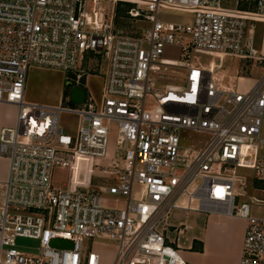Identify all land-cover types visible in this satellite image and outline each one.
Segmentation results:
<instances>
[{"label":"built area","instance_id":"built-area-1","mask_svg":"<svg viewBox=\"0 0 264 264\" xmlns=\"http://www.w3.org/2000/svg\"><path fill=\"white\" fill-rule=\"evenodd\" d=\"M103 1L112 2L110 11ZM231 1L0 0V102L17 108L15 123L0 129L8 162L0 179V264H105V249L86 244L96 238L116 244L109 264H189L166 240L176 209L243 218L240 264H264V214L252 212L264 197L250 196L251 188L264 193V72L245 89L224 84L215 65L192 61L198 51L264 69V34L260 49L255 40L264 0ZM119 3L130 4L121 16ZM163 9L191 20L164 21ZM124 17L149 26L129 34L120 27ZM171 46L180 59L165 57ZM90 53L107 60L100 104L91 97L74 107L26 102L32 65L62 68L85 89ZM169 67L184 69V84L166 81ZM63 111L77 115L76 134L61 126ZM185 131L207 139L185 146ZM86 156L93 164L75 170ZM54 167L70 170L63 187L52 184ZM105 194L124 206H105ZM20 237L38 240L37 252L22 250ZM56 238L72 247L52 246Z\"/></svg>","mask_w":264,"mask_h":264},{"label":"rangeland","instance_id":"rangeland-1","mask_svg":"<svg viewBox=\"0 0 264 264\" xmlns=\"http://www.w3.org/2000/svg\"><path fill=\"white\" fill-rule=\"evenodd\" d=\"M231 6H234V0L231 1ZM102 5L105 6L109 11L112 8L113 4L110 1H103ZM229 5V4H227ZM247 4L245 5V7ZM117 14L121 16L124 12L130 7L128 3H119L117 6ZM191 14L176 11L171 9H163L159 12V17L164 21L169 22H186L191 20ZM120 27L129 33V34H139L144 28L149 26V23L141 21V20H132L128 17H124L121 19ZM250 23V22H249ZM248 23V24H249ZM256 48L260 49L261 45V37L264 34V24L256 23ZM165 57L171 58L173 60L180 59V50L178 47H167L165 50ZM192 61L194 62H202L206 66L213 67L215 65V69L218 73V77H222V82L226 85H231L240 88H251L254 82L263 74L264 69L258 65L257 63L250 62L241 57H236L233 55H228L223 59L203 52L194 51L192 53ZM97 65H94V72H92V76L90 78L91 88L101 97V91L103 89L105 74H106V66L107 60L98 56L95 61ZM220 66V67H219ZM219 67V68H217ZM91 71V70H90ZM168 75L167 82H175L184 84V69L179 67H169V70L166 72ZM30 77V78H29ZM28 82L26 83V94L25 100L28 103L33 104H42L48 106H58L60 105L61 95L67 87V72L59 67L53 66H38L32 65L30 67ZM242 77V78H239ZM181 81V82H180ZM66 105L74 107L75 103L70 102L66 103ZM60 124L63 127L65 133L74 135L76 134L78 118L77 115L71 112L63 111L60 115ZM184 141L182 142L185 146H191L192 144H200L204 142L207 137L205 134L197 133L193 131H185L183 132ZM117 130L116 127L113 126L109 138V155L113 154L114 145L116 141ZM262 137L264 138V122L262 127ZM264 157V146L261 149V155ZM181 161H184L181 159ZM103 164H108L109 161L104 159L101 161ZM93 164V159L90 156L82 157L80 159V164L75 167V170L84 172L89 168L90 165ZM239 173L253 176V170L250 169H239ZM94 178V183L101 181L98 179L99 177ZM70 179V170L64 167H54L52 170V184L56 188L63 187L68 183ZM3 187L0 188V192L3 191ZM256 195L258 197H264V193L260 191H256L253 188L250 189V196ZM134 198H138V193L134 190L133 193ZM1 199V198H0ZM245 200L250 202V197H245ZM104 205L111 208H119L124 206V202L122 200H116V196L113 195H104ZM252 212L256 214H264V207L260 208L255 204H252ZM86 244L91 246L92 244L104 248L105 250V264H109L112 258V253L117 249L116 244L109 239H91ZM17 245L27 252H37L39 248V241L31 238H18ZM182 257L189 263L190 261L186 258V254L184 252L181 253Z\"/></svg>","mask_w":264,"mask_h":264},{"label":"crops","instance_id":"crops-1","mask_svg":"<svg viewBox=\"0 0 264 264\" xmlns=\"http://www.w3.org/2000/svg\"><path fill=\"white\" fill-rule=\"evenodd\" d=\"M97 57L98 55L93 53L87 54L85 67L88 75L85 76L83 85L86 97H91L100 104L102 91L99 98L90 85L92 72L94 69L97 70L93 68L97 65L95 62ZM64 92L65 90L61 95L60 104H63ZM16 115L17 108L14 105L0 102V129L3 126L14 124ZM7 170V159L0 156V179L6 177ZM179 229H183L181 234L177 233ZM245 229L246 221L243 218L176 209L169 217V231L166 234V240L169 244L179 246L181 253L186 254L191 264H240Z\"/></svg>","mask_w":264,"mask_h":264},{"label":"water","instance_id":"water-1","mask_svg":"<svg viewBox=\"0 0 264 264\" xmlns=\"http://www.w3.org/2000/svg\"><path fill=\"white\" fill-rule=\"evenodd\" d=\"M67 87L70 90V98L76 103H83L86 97V91L83 87L74 84L71 80L67 81ZM51 245L58 248L72 247V242L66 239H53Z\"/></svg>","mask_w":264,"mask_h":264},{"label":"trees","instance_id":"trees-1","mask_svg":"<svg viewBox=\"0 0 264 264\" xmlns=\"http://www.w3.org/2000/svg\"><path fill=\"white\" fill-rule=\"evenodd\" d=\"M66 98H69V99L66 100ZM70 102H74V101L69 97V89H65L63 105L68 106V105H66V103H70ZM74 103H75V106L78 105V103H76V102H74Z\"/></svg>","mask_w":264,"mask_h":264},{"label":"bare ground","instance_id":"bare-ground-1","mask_svg":"<svg viewBox=\"0 0 264 264\" xmlns=\"http://www.w3.org/2000/svg\"><path fill=\"white\" fill-rule=\"evenodd\" d=\"M242 78V77H241Z\"/></svg>","mask_w":264,"mask_h":264}]
</instances>
